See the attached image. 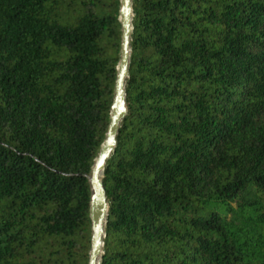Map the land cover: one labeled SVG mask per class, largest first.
<instances>
[{"label": "trees", "instance_id": "obj_1", "mask_svg": "<svg viewBox=\"0 0 264 264\" xmlns=\"http://www.w3.org/2000/svg\"><path fill=\"white\" fill-rule=\"evenodd\" d=\"M120 9L0 0V264H89ZM133 10L103 264H264V0Z\"/></svg>", "mask_w": 264, "mask_h": 264}, {"label": "water", "instance_id": "obj_2", "mask_svg": "<svg viewBox=\"0 0 264 264\" xmlns=\"http://www.w3.org/2000/svg\"><path fill=\"white\" fill-rule=\"evenodd\" d=\"M120 3V23L122 26L121 59L118 65L114 102L111 110V124L105 142L95 160L92 173L88 176L92 193L90 210L92 238L89 264H103L106 228L110 212L104 180L109 167V161L116 153L122 125L127 120L129 114L126 86L131 69L134 34L133 21L135 17L133 10L134 0H120Z\"/></svg>", "mask_w": 264, "mask_h": 264}]
</instances>
